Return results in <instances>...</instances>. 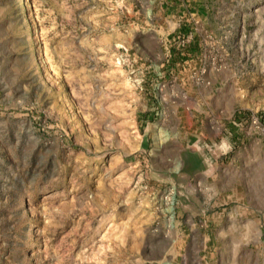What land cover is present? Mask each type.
<instances>
[{"label":"rangeland","instance_id":"rangeland-1","mask_svg":"<svg viewBox=\"0 0 264 264\" xmlns=\"http://www.w3.org/2000/svg\"><path fill=\"white\" fill-rule=\"evenodd\" d=\"M0 264H264V0H0Z\"/></svg>","mask_w":264,"mask_h":264},{"label":"crops","instance_id":"crops-1","mask_svg":"<svg viewBox=\"0 0 264 264\" xmlns=\"http://www.w3.org/2000/svg\"><path fill=\"white\" fill-rule=\"evenodd\" d=\"M141 117V116H139ZM156 117V116H155ZM155 117H148L151 118L147 121L141 120V123H145L144 128L147 129V133L150 137V139H153L154 136V131L153 128L154 126L157 125L158 120ZM143 119V118H140ZM217 126H214V121H209V122H204L201 121V123L196 127L197 128V134L199 136L197 137L198 144H200V147L195 149H188L187 142H183L181 147V157L184 159V164H186V160L188 158H196V167L195 170H192L193 165H190L187 163V174L189 176H203L208 175L211 176L213 181H217L219 179V174H220V166H215L217 163V149L215 148L216 142H217V135H218V124L216 123ZM145 134L142 137V141H144ZM183 138L181 137L179 140H182ZM186 141V140H184ZM229 180V177L227 178Z\"/></svg>","mask_w":264,"mask_h":264}]
</instances>
